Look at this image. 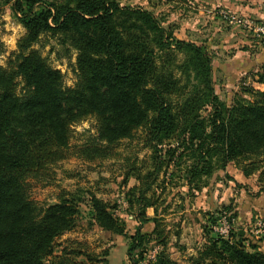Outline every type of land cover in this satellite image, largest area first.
<instances>
[{"label":"trees","instance_id":"trees-1","mask_svg":"<svg viewBox=\"0 0 264 264\" xmlns=\"http://www.w3.org/2000/svg\"><path fill=\"white\" fill-rule=\"evenodd\" d=\"M5 2L25 34L7 67L0 66V264H49L56 239L75 227L82 197L66 194L43 207L31 199L28 179L65 159L73 125L90 117L97 122V145L83 150L88 159L106 157L110 147L143 129L154 149L176 141L171 155L180 151L178 159L188 163L190 190L202 191L217 171L242 161L249 163L242 168L246 177L259 172L264 181V90L244 86L249 97L222 101L207 48L175 39L152 12L118 0ZM45 34L76 52L74 86H65L62 72L33 49ZM253 76L264 86V71ZM156 165L145 179L160 173ZM150 187L140 191V201ZM90 203L102 230L127 234L106 202L92 195ZM145 215L142 209L141 219L150 220ZM152 221L150 236L139 228L131 237L128 256L154 238L161 248L148 264H179L167 251L165 229ZM137 255L133 264L144 260L143 250ZM72 264L107 262L95 257ZM194 264H264V249L231 231L228 238L208 237Z\"/></svg>","mask_w":264,"mask_h":264},{"label":"rangeland","instance_id":"rangeland-1","mask_svg":"<svg viewBox=\"0 0 264 264\" xmlns=\"http://www.w3.org/2000/svg\"><path fill=\"white\" fill-rule=\"evenodd\" d=\"M5 1L0 0L2 67H7L14 58L18 42L25 34L24 27L12 16L11 3ZM212 1L118 0L121 6L152 12L175 39L207 48L213 57L216 93L231 105L236 96L249 97L243 92L244 86L260 88L253 75L264 71V34L256 30L264 21L232 12L223 5H212ZM258 2L264 4V0ZM33 49L62 72L65 86H74L77 55L74 50L49 34L43 35ZM17 90L22 92L21 83ZM96 125L93 117L73 125L67 157L42 176L28 179L30 197L40 206L58 202L66 194L82 197L76 225L56 239L49 264L60 260L67 264L87 262L95 257L105 259L107 264H133L131 258L137 259L140 250L144 253L140 264H148L161 248L154 238L133 252L132 257L128 256V249L137 229L141 228L146 235L153 232L154 218L165 229L167 251L179 264H194L207 238L218 237L214 227L231 216L232 231L240 230L246 245L256 244L264 249V230L258 226V221L264 222V181L259 180V172L250 177L242 173L249 163H231L225 171H217L207 179L208 185L202 191L190 190L188 163L178 159L180 151L175 157L171 155L178 148L175 140L154 149L147 142L146 131L140 129L132 138L110 147L106 157L88 159L82 152L97 145ZM156 161L161 163L162 170L145 179L155 172ZM147 186H151L150 190L140 201V191ZM92 195L106 202L114 216L125 223V236L104 231L97 225L91 213ZM148 201L154 205L146 206ZM142 209L150 220L141 219ZM216 218L217 223L213 224Z\"/></svg>","mask_w":264,"mask_h":264},{"label":"crops","instance_id":"crops-1","mask_svg":"<svg viewBox=\"0 0 264 264\" xmlns=\"http://www.w3.org/2000/svg\"><path fill=\"white\" fill-rule=\"evenodd\" d=\"M210 4L218 7H222L223 5V7L229 8L232 12L264 21V4H262V2H258V0H246L245 2L244 0H213ZM256 84L260 87L259 90H264V86L262 84L257 82Z\"/></svg>","mask_w":264,"mask_h":264},{"label":"built area","instance_id":"built-area-1","mask_svg":"<svg viewBox=\"0 0 264 264\" xmlns=\"http://www.w3.org/2000/svg\"><path fill=\"white\" fill-rule=\"evenodd\" d=\"M256 30L258 32H261L264 34V25H260L259 27L256 28ZM258 226L260 227V229L264 230V222L262 221H258ZM215 232L220 236V237H224V238H228V236L230 235L231 231H232V226H231V222L226 219H223L222 222L218 225L214 227Z\"/></svg>","mask_w":264,"mask_h":264}]
</instances>
